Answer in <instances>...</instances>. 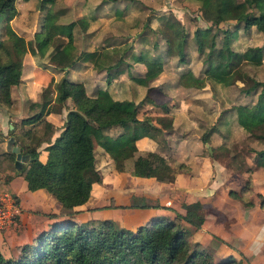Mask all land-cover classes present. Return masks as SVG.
<instances>
[{
  "label": "trees",
  "instance_id": "16d2710c",
  "mask_svg": "<svg viewBox=\"0 0 264 264\" xmlns=\"http://www.w3.org/2000/svg\"><path fill=\"white\" fill-rule=\"evenodd\" d=\"M15 1L0 0V23L3 24L0 34V105L11 104V87L21 81L22 60L26 52L13 38L9 28L10 20L17 13ZM194 1L199 3L201 18L207 22L204 27L199 26L193 32L195 50L206 65L205 73L214 72L230 77L229 84L239 80L242 82L241 90L244 94L260 89L261 96H264V80H257L241 71L244 64L263 63L262 46H245L240 49L232 46L233 42L238 41L237 25L240 29L254 23L263 34L264 44V0ZM40 2L52 5L54 0ZM254 8L263 12L254 15L251 12ZM229 20H234L237 25L233 29H221L220 23ZM162 23L157 29L166 43L165 55L176 54L180 63H186L187 32L181 33L177 30L173 33L172 20H164ZM73 25L74 22L55 24L58 33L67 37L63 42L57 35L55 49L64 51L72 65L79 60L102 64L106 54L99 49H84L75 53ZM33 38L37 48L29 39L27 50L32 54L42 52L43 47L51 40V36L45 32L43 21L40 30L34 32ZM123 57L124 54L115 62L104 66L108 82L112 80L114 73H120L118 67L123 63ZM132 59L135 62H144L146 81L155 79L163 70L162 56L146 57L139 52L132 54ZM66 72L54 83L53 98L49 96L51 90L48 86L43 91L41 100L29 102L31 114L17 122L13 121L10 130V134L15 137L19 133L30 139L34 134V127L42 123L43 133L38 136L35 144L20 145L21 151L29 154V158L19 169V174L25 180L29 191H47L60 204L59 213L49 214L52 221L46 227L32 234L30 232L28 242L16 244L14 247L19 248L16 256H4L0 249V264H246L242 257L236 259L233 254L216 257L203 242L192 237L204 222L201 204L187 210L185 214L175 213L173 217L153 215L143 223L134 224V228L125 227L111 218L83 217L81 206L89 200L94 185L101 181L96 167L97 145L91 132L99 142L108 143L105 152L112 158L117 155L122 143L136 141L141 137H149L159 142L158 136L164 132L150 119L138 116L144 103H154L149 95L145 94L137 101L133 92L131 99L116 100L107 89L102 88L90 95L87 94L83 82L70 80L66 77ZM249 81L252 84L249 85ZM137 83L147 85L140 81ZM150 89L148 87V91ZM67 100L70 106L66 104ZM48 101L60 104V108L64 107L66 111L60 132L53 141L51 136L59 127L44 118L43 110ZM162 107L168 109L166 104H162ZM235 112L236 123L252 134L253 129L259 125V116L252 110L251 105L239 104L235 107ZM163 126L170 130L169 118L165 119ZM113 129L117 132L109 133ZM213 132H217L215 126L204 132L201 136L203 143L209 141ZM15 140L19 144L18 139ZM44 141L48 145L45 148L46 159L42 161L37 148ZM251 152L254 156L251 164L244 168L247 172L264 167V149ZM4 154L8 155V165L10 161L14 165L15 154ZM170 169L167 159L154 151H147L134 159L132 164L133 175L155 177L159 180L166 179ZM245 183L241 191L250 190V180ZM228 195L240 199L235 189H229ZM14 200L18 209L19 201L15 198ZM239 201L247 208L258 207L264 210V196L260 197L257 204L250 199ZM16 216L17 213L14 217Z\"/></svg>",
  "mask_w": 264,
  "mask_h": 264
},
{
  "label": "rangeland",
  "instance_id": "374dc122",
  "mask_svg": "<svg viewBox=\"0 0 264 264\" xmlns=\"http://www.w3.org/2000/svg\"><path fill=\"white\" fill-rule=\"evenodd\" d=\"M107 1L109 0H54V3L50 5L49 3H41L40 0H27L25 3L22 0H16L15 7L17 13L10 20L9 28L13 38L17 42L19 41L23 46H27V40L30 37L33 46L37 48L33 34L35 30H40L43 21L45 32L51 36V40L43 47V53L38 52L36 54L40 71L41 67L47 66L49 70L56 73L55 78L58 77V80L67 71L66 77L69 76L68 78H71L70 80L72 81L82 79L81 81L84 84L85 82H91L92 77H94L95 82L87 84V92L90 95L94 94L98 88H108L107 90L114 99L123 100L130 96L131 86L127 85L129 77H135L138 81L147 84L132 83L133 87H136V93H138L135 98L137 101L141 97H144L145 94L153 98L154 103H144L138 111V116L150 119L154 124L160 126L164 132L158 136L160 141L157 148L160 151L167 152V148H163L167 145V142L169 143V139L173 135L175 137L182 135L185 140L182 142L181 155L187 157L190 155V151L196 149L195 153L190 155V157L195 156L200 151H202L204 156L208 157V154L212 156L215 172L213 171L214 174L211 180H213L212 186H214L213 188H215L217 196H222L219 193L223 190L219 188H221L220 185L224 186L223 181L225 180L226 186L223 189L231 186L230 188L238 191L240 199H250L257 204L260 197L264 196V167L258 168L253 172L244 171V168H246L247 164H251L253 160L254 154L251 150L264 149V96H261L260 89L249 94H244L241 90L242 82L239 80H236L233 84H229L230 77H225L214 72L205 73L206 65L203 64L202 57L197 54L193 39L194 30L199 26L204 27L207 23L201 18L199 3L194 0H119V2L124 4V7L121 10L119 9L120 12L115 18L113 17L114 9L116 6L121 7L118 2H115L117 0L109 1L108 5L101 12L95 8L97 4L102 5ZM64 2L67 4L68 9L64 14H57L59 9L65 6ZM26 7H28V11H26ZM32 8L35 9L33 12ZM122 10L123 14H121ZM36 12H38L37 15ZM251 12L254 15H258L263 10L260 11L254 8ZM148 18H150L149 21ZM168 19L173 22L171 28L173 33L179 30L181 33L187 32L188 34V46L186 47L185 55L186 63H184L186 65L178 61L176 54L172 56L165 55L166 43L157 28L162 26L164 20L169 22ZM69 22H74L72 32L75 53L84 49L99 48L102 45L112 46V48L99 49L106 54L104 64L115 62L123 54L124 56L126 55L127 60L132 61V54L142 52L146 57H164V63L166 62L165 68L156 80H151L154 83L146 81L144 76L138 72L139 69H136L137 71L132 70L130 73L125 72L122 75L120 73L115 74L110 82L107 81L106 73L103 69H101V75L98 74L100 66L88 64L86 67L89 69L87 71L82 70V74L76 69L75 65H72L70 58L64 51L55 49L58 41L57 35L61 37L63 42L67 40L66 36L58 33L55 24H66ZM234 22V20L222 22L220 23V28L233 29L237 25ZM2 26L3 24L0 23V34L3 29ZM236 30H238V41L232 43L234 48L240 49L245 48V46H262L263 48V63L260 65L244 64L241 67V71L246 72L257 80H264V44L262 32L255 23L247 28L241 27L240 29H238L237 25ZM29 61V57L24 58L23 64L25 70L29 68ZM47 62H50L52 65L47 64ZM122 66H120V69H122ZM139 66L145 68L144 62L139 61L135 63V68ZM60 67L63 70H60ZM35 71H37L36 68ZM44 74L48 75V72H44ZM236 76L244 80L239 75ZM40 79L41 77L37 75L35 81ZM136 79L134 80L137 81ZM31 81V77L25 79L26 88L29 85L32 86ZM55 82L53 78V81L48 83V88L51 90L49 96L51 97L54 95L52 89ZM248 83L249 85L252 84L251 81ZM96 84L97 86L95 87ZM148 86L154 87L148 91ZM204 89L206 90L205 92H203ZM183 97L194 99L192 105L187 110H182L178 107L177 100ZM66 104L70 106L69 100H67ZM162 104H166L168 109H164ZM239 104L251 105L252 110L259 116V125L253 129L252 134L246 132L236 123L235 107ZM27 106H29V102H27ZM59 108L60 104H53V111L47 113L57 124H60L64 120L66 112L64 107ZM27 111L30 112V109L28 108ZM168 118L170 119L171 131L169 130L170 133H165L168 129L164 128L163 122ZM40 124L42 123H39L38 127L34 129L36 135H39L41 131L42 125ZM212 126H215L219 133L217 135L216 132H213V136H220V138L213 140L210 137L209 141L205 144L201 136ZM91 133L97 145L95 158L101 181L94 185V190L92 191V209L83 210L84 216H82H90L89 214H85L88 211L93 216H99V218L112 215L113 218L111 219L113 221H118V223L125 227L134 228V224H139V221H133L135 215L132 214L131 207H138L137 204L139 202L142 203L140 199L136 198L141 196L139 193L141 194L142 190L152 193L151 191L154 190V186L149 182L143 183L137 181L126 172L128 171L130 162L146 152L142 151L134 141H126L119 146L117 155L112 158L109 154L103 152V150L106 151L108 143L99 142L95 134ZM175 137L172 138L171 143H174ZM24 141L25 143L23 144L30 146L35 142V138H25ZM168 152H171L173 155L177 154L178 145L176 148H169ZM4 159L6 158L0 159V170L5 166V163L2 164V160ZM9 164L10 171L15 174L17 169L12 165L11 161ZM170 167L169 176L162 180L165 182L169 181L168 190H171L169 191V199L166 200L164 194H160L159 199L161 198L162 201L170 203L174 200L172 204L178 207L181 214H185L187 210L198 207L202 201L200 197L196 199L197 196H195L198 192L202 191L197 190L203 184L202 176L196 170L194 172L191 171L192 175L186 181V188H190L191 190L179 188L180 191H173L172 188L175 187L176 183H183L180 182L183 178L181 175L189 170L183 168L185 165L178 166L177 164H171ZM193 168L197 169L194 164ZM220 170L222 171L220 172ZM5 177V175H0V180ZM247 180H250V190L241 191V187L246 184ZM123 182L125 185L121 184ZM184 186L185 183H183ZM25 188L24 185L20 189L25 203H34L35 205L36 203H40L38 198L26 197V193L22 191ZM4 191L5 189H0L2 194L5 193ZM215 192L213 191V194ZM11 196L12 201L15 202L14 198L18 201L17 196H14V198L13 195ZM204 200L208 201L206 197H204ZM149 201L152 202L153 199ZM122 202L126 205L119 206L118 204ZM128 204L131 205L129 206ZM143 207L148 206H141V208ZM217 207L219 217L216 220V224L213 222L210 224V228L214 230L223 228L226 234L229 232L233 235L228 236L220 231L217 234L222 233L225 239L223 240L219 235L213 233L214 237L221 242L216 251L217 256L223 255L224 257L229 254L230 250H233L234 254H232L236 259L242 257L246 264H264V243L251 251V248H254L255 235L247 236L246 238L234 236H237V231L243 225L240 206L228 204L225 200L220 199ZM210 208L211 206H208L205 210L202 205V212L205 214ZM165 210L169 209L166 208ZM36 215V213H30L25 217V215L20 216L17 214L16 217L13 216L14 219L12 218L9 224L0 225V249L4 256H16L19 253V248L14 246L29 241V224L32 222L31 219L37 218L35 217ZM149 215L145 214V217ZM161 215L167 216V213L162 212ZM229 222L234 224V232L230 230ZM250 237L251 239H249ZM255 239L258 240V237L256 236ZM240 240L246 241L245 246L237 248L231 243L233 241L238 243ZM248 242H250L249 246H247ZM206 247L209 248L208 246Z\"/></svg>",
  "mask_w": 264,
  "mask_h": 264
},
{
  "label": "crops",
  "instance_id": "0c3cea01",
  "mask_svg": "<svg viewBox=\"0 0 264 264\" xmlns=\"http://www.w3.org/2000/svg\"><path fill=\"white\" fill-rule=\"evenodd\" d=\"M27 0H22L23 3H25ZM110 2H112V0H109ZM109 1L105 2L104 4L100 5L97 4L96 5V10H98L99 12L102 11V9H104V7H106L109 3ZM118 2L119 5H121V7H117L114 9L113 11V17H117V15L119 14L120 10L122 9V7H124V4L122 2H119V0L115 1ZM65 3V2H64ZM26 11H28V7H26ZM68 9L67 4L65 3V6L59 9V13L60 14H64L66 12V10ZM120 9V10H119ZM35 9L32 8V12ZM31 11V10H29ZM38 12H36L37 15ZM123 14V10L122 13ZM150 26H151V22H150ZM36 31V30H35ZM28 38V37H27ZM30 39V37L28 38ZM27 40V39H26ZM19 42V41H18ZM20 43V42H19ZM22 48H24L26 50L24 56H23V60H22V70H21V77H20V82L16 85H13L11 87V104L9 105H0V159L3 158H8L7 154L4 153H11L6 151L5 145H6V140L10 135V124H12V122L14 121H18L21 118H24L26 116L29 115L30 112L27 111L28 106H27V102L30 101H37V100H41V96L43 91L45 90V88H47L49 86V82L54 78L55 81L58 80V77H56V73H53L51 70H49V67L45 66V67H41V71L43 72L41 74L40 68H39V62H37V57L36 54H33L27 50L26 46H23L21 43L19 44ZM105 48H112V46H105L102 45L99 48H94V49H105ZM86 50H93V49H86ZM137 53V52H136ZM29 57L30 61H29V68L27 70H25L24 68V58ZM132 58V55H131ZM127 60L126 55L123 57V63L120 65L122 66V69H120V66L118 67V71L120 72V75L126 73H130L132 70H138L139 73H141L144 76V72H145V68H143L142 66H139L138 68H135V61L133 59ZM44 61V60H43ZM38 63V64H37ZM45 63V62H44ZM47 64L52 65L50 62H47ZM90 64L93 66H100V68L98 69V74L101 75L102 70L105 71L104 66L106 64H104V62L101 64V62H99V64H93L92 62H87V61H79L76 62L75 67L78 71H80L83 74V71H87L89 68H87L86 66ZM183 65H186L184 63H181ZM166 62L163 63V70L165 68ZM56 66V65H55ZM35 68L37 69V71H35ZM61 68V67H60ZM120 69V70H119ZM31 70V71H28ZM83 70V71H82ZM136 70V71H137ZM162 70V71H163ZM28 71V73H27ZM161 71V72H162ZM44 72H48V75L44 74ZM27 73V75H25ZM79 73V72H77ZM94 73V72H93ZM106 73V71H105ZM63 74V73H62ZM81 74V75H82ZM95 74V73H94ZM116 73H114L113 75H115ZM39 75L41 77L40 80L35 81L36 76ZM98 75V76H99ZM160 75V74H159ZM159 75L153 79L152 81L156 80ZM97 76V75H96ZM107 76V74H106ZM28 77L32 78L31 81V85L32 86H28V88H26V82L25 79H27ZM69 77V76H68ZM71 79V78H70ZM136 79L135 77H129V79H127V85L129 84L131 86L130 88V96L128 98L125 99H131L132 98V93L134 92V94H136V96L138 95V93H136V87H133V84H138L136 83V81L134 80ZM82 80V79H81ZM80 79H78L77 81L82 82ZM74 81V80H73ZM151 81V80H150ZM151 81V82H152ZM95 82L94 77H92L91 82H85L84 86L86 88V92H87V84H93ZM97 82V81H96ZM154 83V82H152ZM155 85V84H152ZM97 86V84L95 85V87ZM148 87H154V86H148ZM108 89V88H107ZM150 89V90H151ZM96 91V90H95ZM206 90L204 89L203 92H205ZM166 93H168L167 91H165ZM87 94H89V92H87ZM53 98V96H52ZM149 98L153 99L152 97L149 96ZM124 100V99H123ZM194 101L193 98H189V97H183V98H178L177 102H178V107L180 109H189V107L192 105V102ZM53 101H48L47 106H45L44 108V118L45 120H47L48 122L52 123L54 126L59 127L58 129H56L52 136H51V141L54 140V138L58 135V133L60 132V127L63 124V121L60 122V124L55 123V121L52 120L51 117H49V114L47 115L48 112L53 111L52 107H53ZM46 114V115H45ZM141 118V117H140ZM39 125V124H38ZM38 125H36L34 127V129L36 127H38ZM42 125V124H40ZM29 127V126H26ZM41 131L39 133V135H36L35 132L32 136L33 139L35 138V142L36 139L38 138V136H40V134L43 133V126H41ZM171 128V127H170ZM33 129V130H34ZM35 131V130H34ZM171 131V130H170ZM170 131L168 130L165 133H170ZM117 130H112L109 133H116ZM217 135L219 134L218 132H216ZM176 134V133H175ZM15 136V135H14ZM21 136V137H19ZM174 136V135H173ZM169 139V143L167 142V145L164 146L163 149L167 148V152L165 151H160L157 147H158V143L156 140H153L149 137H141L138 140L134 141L138 147L144 151H154L157 152L161 155H163V157H165L167 159V163L171 166V164H177L178 166H184L183 168H187L189 171L184 172L183 175H181V177H183L180 182L185 183V186L183 187V183H176L175 187L172 188V190L174 191H180L179 188H183V189H187V190H191L190 188H186V181L188 180V178L190 177V175H192L191 171L194 172V170H196V172L202 176V180H203V184L201 187H199L197 190H202L200 192H198L195 196L196 199L198 197H200L202 199V201L200 202L201 205H203V208L206 210V208H208V206H211L210 210L207 211L204 215V222L201 225V228L198 229L196 232H194L193 234V238L200 240L201 242L204 243V245L208 246L209 249L212 250V253L216 256V257H221V256H217V249L219 248L221 242L218 241V239L216 237H214L213 233H219L220 231L222 233H225V230H223V228H218L216 230L210 228V224L213 222L216 224V220L219 217L217 214L218 211V203L220 202V199H223L226 201V203L231 204V205H235V206H240L241 208V216L243 219V225L242 228L239 229V231H237V236L234 235L235 237H242V238H246L247 236H254V242H253V246L254 248H251L253 251L254 249H257L258 247L261 246V244L264 243V229H263V221H264V210L260 209V208H247L245 207L239 200L237 199H232L231 197H229L228 195V191L229 189H234V188H230L228 187L227 189H223V187L226 186L225 180L223 181V185H220L221 188H219L221 191L222 196H217V193L215 192V188H213L214 186H212L213 184V180L212 176L215 172V168L213 166V160H212V156L210 154H208L207 156H204L202 151L196 153L195 156L190 157V155L195 153L194 151H190V155L187 157H184V155H181L180 153H182L181 148H182V142L185 140V138H183L182 135H180L179 137H175L174 143L172 142V138ZM18 139L19 142V146L20 145H25L23 143H25V138L24 136H22L21 134L18 133V135H16V137ZM24 138V140H23ZM220 136H211V139L215 140V139H219ZM29 139V138H26ZM201 140V139H200ZM16 141V140H15ZM35 142L33 144H35ZM16 143V142H15ZM28 143V142H27ZM174 144V145H173ZM206 144V143H205ZM28 145V144H26ZM48 145L47 142H41L40 145L38 146V150L39 152V158L44 161L46 159V155H47V151L45 150L46 146ZM165 145V144H163ZM178 145V152L177 154L173 155L171 152H168L169 148H176V146ZM201 146V143H200ZM199 146V147H200ZM198 148V147H197ZM103 152L105 154H107L104 150ZM190 157V158H188ZM6 159L2 160V164L5 163V166L0 170V175H5L6 177L3 178L2 180H0V189L4 190L5 189V195L2 194V192H0V200L2 198H4L5 196H10L11 195L17 196L18 198V209H17V214H19L20 216H24L27 217L30 213H36L37 215L35 217H37L36 219H31V223L29 224L30 227L28 230H30L31 234L36 232L37 230L44 228L48 225V223L50 221H52V219L49 218V214L51 213H59L60 210V204L44 189H38L35 191H29L27 189L26 186V182L23 179V177L20 174H17V172L15 174H13L9 167H8V163L6 161ZM15 161V160H14ZM14 164V163H13ZM132 164L133 161L130 162V165L128 167V171L126 173H128L130 176L134 177V179H136L137 181H141L143 183L149 182L151 185L154 186V190L150 192H146L144 190H142L141 194L139 193V195H141L140 197H136L137 199H140L142 201L139 202V204H137L138 207H131V211L132 214L135 215V217L133 218V221H139L140 223L145 222L149 217L156 215V214H162V212L167 213L168 217H173L175 215V213H179L181 214V211L178 210V207H176L175 204H172V202H174V200L170 202H166V201H162V199L160 197V194H164L166 196V200L169 199V191L168 190V185H169V181L165 182L159 179H156L155 177H138L132 174ZM193 164L194 166H196L197 169L193 168ZM171 168V167H170ZM262 168V167H260ZM258 169V168H257ZM256 169V170H257ZM185 170V169H184ZM255 170V171H256ZM214 171V172H213ZM222 170H220L221 172ZM213 172V173H212ZM212 174V175H211ZM179 180V179H178ZM25 183V184H24ZM122 185H125V183H121ZM25 185V189L22 190L26 193V197L27 196H31L32 198H38L40 203H36V205L34 203H25V200L22 199L21 196V188H23ZM180 185V186H179ZM179 186V187H178ZM172 187V186H171ZM216 187V186H215ZM94 190V187L91 190V196L89 198V200L83 204L81 206V209H83L84 211L86 210H90L92 209V205H91V201H92V191ZM213 191L215 192V194H213ZM7 192V193H6ZM9 192V193H8ZM196 192V191H195ZM189 194H191L189 192ZM145 196V197H143ZM204 197H206V199H208V201L204 200ZM145 198V201H144ZM153 199V201H149ZM162 201V202H161ZM206 202H207V206H206ZM144 204H147L148 207H143L141 208V205L143 206ZM120 205H126L125 203H121L118 204ZM129 206L131 204H128ZM135 206V205H134ZM159 206V207H157ZM165 207V208H164ZM166 208H168L169 210H165ZM19 210V212H18ZM85 214H89L91 217L94 218H99V216H93L89 211L86 212ZM145 214H150L148 217H145ZM100 218H113L112 215L110 216H104V217H100ZM28 219V218H27ZM230 223V222H229ZM230 230L234 232V224L230 223ZM221 234H217L220 236V238L224 239V236ZM226 234V233H225ZM226 235L228 236H233L231 233H227ZM258 237V240L255 239V237ZM234 238V237H233ZM251 239V237L249 238ZM235 240V238H234ZM245 242L243 240H240L238 243H235L234 241L231 242L233 246L239 248L245 246ZM250 245V242L247 243V246ZM233 250H230L229 254H232ZM254 253V252H253ZM228 254V255H229ZM234 254V253H233ZM223 256V255H222Z\"/></svg>",
  "mask_w": 264,
  "mask_h": 264
},
{
  "label": "water",
  "instance_id": "95a60500",
  "mask_svg": "<svg viewBox=\"0 0 264 264\" xmlns=\"http://www.w3.org/2000/svg\"><path fill=\"white\" fill-rule=\"evenodd\" d=\"M12 127V124H10V128ZM5 148L6 151L15 154L14 166L17 169V174H19V169L28 160L29 154L21 151V147L15 143V136L13 134H10L7 138Z\"/></svg>",
  "mask_w": 264,
  "mask_h": 264
},
{
  "label": "built area",
  "instance_id": "2783aa9c",
  "mask_svg": "<svg viewBox=\"0 0 264 264\" xmlns=\"http://www.w3.org/2000/svg\"><path fill=\"white\" fill-rule=\"evenodd\" d=\"M17 213V206L10 196L0 200V225L9 224Z\"/></svg>",
  "mask_w": 264,
  "mask_h": 264
}]
</instances>
